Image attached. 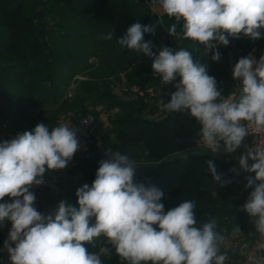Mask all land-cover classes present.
<instances>
[{
	"label": "trees",
	"instance_id": "16d2710c",
	"mask_svg": "<svg viewBox=\"0 0 264 264\" xmlns=\"http://www.w3.org/2000/svg\"><path fill=\"white\" fill-rule=\"evenodd\" d=\"M136 22L156 24L155 34L145 33L144 40L152 41L157 55L163 46L183 48L197 62L206 63L225 97L237 87L231 65L253 48L264 47V35L255 41L243 36L230 38L227 47L218 49L220 61L214 62L211 52L206 56L199 42L170 36L168 29L176 23L175 18L158 15L143 0H0V118L7 121L8 135L31 131L40 122L51 129L65 118L77 130L83 116H94L93 130L83 134L77 130V138L87 141V148L79 145L64 169L46 172L44 183L30 188L36 197L34 207L42 214L61 201L78 207L77 189L91 186L99 161L107 159L105 153L111 149L136 162V183L152 184L165 192L161 201L165 211L194 200L197 227L214 219L221 235L224 229L238 227L241 238L257 241L260 233L242 210L253 190L243 184L254 173L241 170L240 176L234 175L229 166L239 167V163L226 157L167 159L199 146L200 125L186 110H162L160 101H170L176 90L173 84L163 85L160 77L153 75L152 58L118 44L117 38ZM110 32L113 38L105 39ZM181 32L182 21L177 24V33ZM92 56L96 60L89 62ZM103 114L110 126H105ZM209 159L230 183L220 187L212 179ZM10 228L7 221L0 226V264H9L3 244ZM101 237L94 244H85L88 252L97 251ZM100 258L103 264H127L114 249Z\"/></svg>",
	"mask_w": 264,
	"mask_h": 264
},
{
	"label": "clouds",
	"instance_id": "9594fccd",
	"mask_svg": "<svg viewBox=\"0 0 264 264\" xmlns=\"http://www.w3.org/2000/svg\"><path fill=\"white\" fill-rule=\"evenodd\" d=\"M164 14L175 18L170 36H181L211 52L219 62V47L231 39L264 35V0H153ZM182 21V32L177 24ZM156 24L133 23L117 38L121 48L152 58L153 75L176 89L170 101H160L168 112L187 111L200 125L198 135L212 153H235L251 128L264 133V56L241 57L232 77L238 92L227 97L209 75L206 63L197 62L190 51L163 46L158 55L144 34H155ZM113 33L104 38L111 40ZM179 77V82L173 83ZM223 142V144H221ZM79 148L77 130L67 124L51 129L43 122L0 141V226L11 223L4 249L10 264H103L100 253H115L127 264H224L220 253L225 237L216 221L197 227L194 200H185L165 211V192L155 185L136 183V162L126 154L108 149L91 186L76 191L77 206L61 201L42 214L34 207L30 188L44 183L46 172L64 169ZM251 161V163H249ZM212 179L220 186L231 181L207 160ZM239 169L254 173L246 177L253 188L242 206L257 232L264 234V146L239 156ZM213 196L217 193L214 191ZM237 227V226H236ZM237 231L239 228L237 227ZM103 236L99 252L89 253L85 244Z\"/></svg>",
	"mask_w": 264,
	"mask_h": 264
},
{
	"label": "crops",
	"instance_id": "0c3cea01",
	"mask_svg": "<svg viewBox=\"0 0 264 264\" xmlns=\"http://www.w3.org/2000/svg\"><path fill=\"white\" fill-rule=\"evenodd\" d=\"M155 6L157 8L156 13L158 15H163L164 13L162 12V9L157 4H155ZM47 18L50 19L51 15L49 14L47 16ZM259 52L260 51L258 49L257 50L252 49L251 51L246 53L243 57L251 56V57H254L255 59L258 60L261 57ZM236 85H238V81H237ZM236 92H238V87H236V91L234 93H236ZM1 120H4V119L0 118V122H1ZM68 126L70 128H74L73 125L70 124V120H69ZM9 138H11V136L8 135L5 127L0 126V141L7 140ZM77 139L79 141V145L82 146L81 145L83 142L82 138L78 137ZM252 140H253V137L248 135L245 138L241 147L238 148L235 153L225 154L226 159L227 160L229 159L231 161H235V162L239 163V156L246 152V147L248 144H250L252 142ZM221 143L223 144V142H221ZM245 185L246 184L244 183L243 186L245 187ZM9 225H11V223H9ZM224 230H223V235L225 237V240L220 245V250L223 251L222 254L226 255L227 259L225 261L228 262V264H236V262L238 260H241L240 258L242 257V255H246L245 252L248 250H251L252 252H264V234L260 233L258 240L253 242V243H250L249 241L244 240L240 236L238 238V236H237L238 232L236 229H233L231 231H228L226 229H224ZM3 246H4V244H3Z\"/></svg>",
	"mask_w": 264,
	"mask_h": 264
},
{
	"label": "built area",
	"instance_id": "2783aa9c",
	"mask_svg": "<svg viewBox=\"0 0 264 264\" xmlns=\"http://www.w3.org/2000/svg\"><path fill=\"white\" fill-rule=\"evenodd\" d=\"M143 1L149 5L151 4V0H143ZM253 49L257 50V48H253ZM239 52H241V50H239ZM234 65L235 63L231 65V69H233ZM0 126L6 127L7 121L1 120ZM79 126L84 127L86 131L93 130L94 116L92 114L83 116L81 119V124ZM249 135L253 137V140L250 144L247 145L246 151L247 149L255 150L258 146H264V133L257 134L250 128ZM199 146L206 147L202 139H200L199 141ZM4 264H7V263H4ZM240 264H264V252H252V253L246 254L244 255V259Z\"/></svg>",
	"mask_w": 264,
	"mask_h": 264
},
{
	"label": "water",
	"instance_id": "95a60500",
	"mask_svg": "<svg viewBox=\"0 0 264 264\" xmlns=\"http://www.w3.org/2000/svg\"><path fill=\"white\" fill-rule=\"evenodd\" d=\"M259 54H260V56H264V47L260 50ZM77 130L80 132V134H83L84 132H86V129L82 126H79L77 128ZM193 155H209V156H214L218 159L225 158V153H223L222 151L220 153H212L211 150L206 149V147L197 146L195 148H189L187 150H182V151L173 153V154L169 155L167 157V159L168 160H171L173 158L181 159V158H186V157H190ZM229 170L231 173H233L236 176H240V174H241V171L239 170V168L234 164H231L229 166ZM5 201H10V198L6 196L3 201H0V203H3ZM8 223H10V222H8ZM249 253H252V251L248 250L245 252V254H249ZM8 263L10 264V260H8Z\"/></svg>",
	"mask_w": 264,
	"mask_h": 264
},
{
	"label": "rangeland",
	"instance_id": "374dc122",
	"mask_svg": "<svg viewBox=\"0 0 264 264\" xmlns=\"http://www.w3.org/2000/svg\"><path fill=\"white\" fill-rule=\"evenodd\" d=\"M150 6H151V8H152L153 11L157 12V11H156L157 8H156V6H155V4L153 3L152 0H151V4H150ZM259 51H260V50H259ZM95 60H96V58H95L94 56H92V57L90 58L89 62H93V61H95ZM77 78H82V75H78ZM72 81L75 82L74 79H73ZM71 86H73V83H72ZM73 91H74V88L71 87L70 92L73 93ZM102 120H103L105 126H110V122H109V120H108V116H107L106 114H103V115H102ZM61 123H62V124H67V125H69V120L65 118V119H63V120L61 121ZM81 145H82V147H83L84 149H86V148H87V141L83 140V142H82ZM104 239H105L104 237H101L100 239H98V241H97L98 249H97L96 252H99L100 247H101V246L103 245V243H104ZM96 252H95V253H96ZM89 253H93V252L90 251ZM101 255H103V254L100 253V256H101Z\"/></svg>",
	"mask_w": 264,
	"mask_h": 264
},
{
	"label": "bare ground",
	"instance_id": "6f19581e",
	"mask_svg": "<svg viewBox=\"0 0 264 264\" xmlns=\"http://www.w3.org/2000/svg\"><path fill=\"white\" fill-rule=\"evenodd\" d=\"M238 238H239V234H237Z\"/></svg>",
	"mask_w": 264,
	"mask_h": 264
}]
</instances>
